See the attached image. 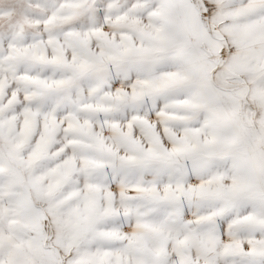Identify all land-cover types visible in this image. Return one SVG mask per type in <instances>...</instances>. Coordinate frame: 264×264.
<instances>
[{
	"label": "snow or ice",
	"instance_id": "6c2138e0",
	"mask_svg": "<svg viewBox=\"0 0 264 264\" xmlns=\"http://www.w3.org/2000/svg\"><path fill=\"white\" fill-rule=\"evenodd\" d=\"M0 264H264V0H0Z\"/></svg>",
	"mask_w": 264,
	"mask_h": 264
}]
</instances>
